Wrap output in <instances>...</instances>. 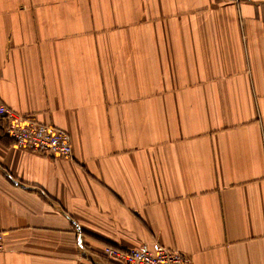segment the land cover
I'll use <instances>...</instances> for the list:
<instances>
[{"label": "crops", "instance_id": "1", "mask_svg": "<svg viewBox=\"0 0 264 264\" xmlns=\"http://www.w3.org/2000/svg\"><path fill=\"white\" fill-rule=\"evenodd\" d=\"M0 104V264H264V0H0Z\"/></svg>", "mask_w": 264, "mask_h": 264}, {"label": "built area", "instance_id": "2", "mask_svg": "<svg viewBox=\"0 0 264 264\" xmlns=\"http://www.w3.org/2000/svg\"><path fill=\"white\" fill-rule=\"evenodd\" d=\"M0 116L6 120L4 132L15 148L53 157H72L71 137L64 131L20 116L4 104H0ZM4 245V234L0 232V251ZM103 254L119 264H194L188 256L161 245L151 251L107 247Z\"/></svg>", "mask_w": 264, "mask_h": 264}]
</instances>
